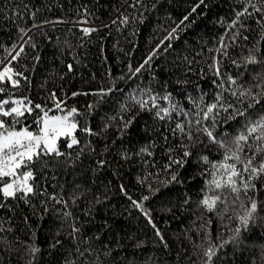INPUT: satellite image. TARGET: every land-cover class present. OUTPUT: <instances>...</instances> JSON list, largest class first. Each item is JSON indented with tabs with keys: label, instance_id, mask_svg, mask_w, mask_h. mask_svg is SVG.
Wrapping results in <instances>:
<instances>
[{
	"label": "trees",
	"instance_id": "trees-1",
	"mask_svg": "<svg viewBox=\"0 0 264 264\" xmlns=\"http://www.w3.org/2000/svg\"><path fill=\"white\" fill-rule=\"evenodd\" d=\"M251 4L262 11L233 25ZM261 17L264 0H0V72L10 68L19 81L0 82V101H8L5 110L20 101L24 112L0 119L38 133L45 112L75 108L79 141L69 148L71 137H60L63 155L32 166L33 194L0 193V264H205L209 243L217 247L212 264H264V177L247 193L258 208L245 229L232 212L243 214L239 204L250 203L244 193L233 205L227 189L211 191V163L222 161L225 149L202 131L234 147L246 117L264 114V99L249 108L251 96H239L248 88L264 92ZM252 55L255 64L247 63ZM218 95L234 107L214 110L213 128L203 117ZM245 109V116L236 111ZM249 143L242 155H252L257 142ZM173 159L183 167H168ZM220 192L228 202L207 211L205 195ZM237 227L241 243L225 244Z\"/></svg>",
	"mask_w": 264,
	"mask_h": 264
},
{
	"label": "snow or ice",
	"instance_id": "snow-or-ice-1",
	"mask_svg": "<svg viewBox=\"0 0 264 264\" xmlns=\"http://www.w3.org/2000/svg\"><path fill=\"white\" fill-rule=\"evenodd\" d=\"M204 0H200V3H203ZM248 3H251V0H247ZM199 6V5H197ZM253 9L252 12L248 11V8H244L242 11L236 13V20L233 21V25L240 21V17L248 16L251 17L255 12H260L262 9L256 7L255 4H251ZM195 11V9H193ZM186 20L187 17H184ZM264 20V17H261ZM126 22V21H125ZM258 23L260 21H257ZM183 23V21H181ZM179 27V25L177 26ZM264 28V24L261 25ZM90 31H95V29H84V32L87 34ZM176 29L172 30L174 33ZM172 33H169V36L166 39L172 38ZM247 39V37H245ZM20 51H23L21 48ZM20 52L16 53V56H19ZM155 52L152 55H149L147 59H145L144 63L140 65V67L135 69V72H140V70L144 67L145 64H149L152 60ZM16 56H13V60L16 59ZM257 59L254 55L249 56L247 58V63L255 64L257 63ZM69 70H71V65H69ZM12 72V69L5 68L3 72H0V82L5 81L6 79L11 81L13 86H17L19 84L18 80H14L12 75L9 73ZM217 74H219V69H217ZM16 75H22L21 73H16ZM235 83V81H232ZM258 86V85H257ZM3 89H0L2 92ZM108 91H111L109 89ZM74 95H76L74 93ZM101 97L106 95L105 92L101 91L99 93ZM236 95V93H233ZM240 97L251 96V103H249L248 107L253 108L255 105L260 104L261 99H264V92H258L253 94L251 88L242 89L239 93ZM259 97V98H258ZM153 101V106H155L156 97L151 98ZM164 99H169V97H164ZM8 101H0V116L8 117L15 116L20 117L23 116L24 112L22 109V102L16 101V107H11L8 110H5L4 105L7 104ZM140 106L144 108L147 105V101L141 100L138 101ZM36 108H40V105H35ZM91 107V106H90ZM222 108L224 111H228L229 108H233L234 105L228 103L227 106L223 103L222 95H218L216 98V102L207 106V111L204 113V119H211L213 121V128L215 126L216 116L219 115L216 112L215 115L214 110L217 108ZM57 108H60V102H57ZM175 108V105H173ZM31 111V109H27ZM165 115L168 114L167 109H161ZM240 116H245L247 109L244 111L236 110ZM77 110L75 108L71 109L67 115L57 117L52 116L49 117L47 112L44 113V116L41 118L42 127L38 130V133H33L28 131L27 129H23L21 131H16L11 125H8L5 120L0 119V181H3L5 177H12L10 182H4L3 187H0V193L4 197L9 198H17V193H23L20 196V199H23L34 192V186L30 181L34 180V175L32 166L36 163L47 164V161H42L41 157L46 155H55L61 156L63 153L59 151L56 146V141L60 136H69L71 137V142L67 145L69 148L77 145L79 141L73 135L75 130L77 129V122L75 121V114ZM159 115V112L157 113ZM72 118L71 120L69 118ZM231 119H235V116H230ZM163 119V117H161ZM16 122H19L18 120ZM132 121H128L125 124L127 128ZM197 124L200 123L199 120L196 121ZM181 131L184 129L177 125ZM82 131L93 134L91 129L88 127H84L81 129ZM202 131L209 137V139L218 144L219 147L225 149L224 158L222 161L217 163H211L208 161L207 157H202V159L206 163H211V167L215 170L211 173L212 179L209 181V185L211 186V191L216 193V190L227 189L233 196L234 199L232 204L235 205L236 201H241V192L244 193V196L247 197V193L249 190H254L256 185L253 181L264 177V114H261L258 118L252 119L251 114L246 117V122L244 125V130L241 131L238 135H236L231 140V145L225 143L223 140H218L217 137L213 134V131L209 128L205 127ZM191 137H189L190 139ZM250 139L255 140L257 144L255 145L252 155H242L245 153L246 149H251L253 146L249 143ZM257 154H259V163L256 162ZM184 157H188L191 153L187 150L183 153ZM229 161H232L229 163ZM185 161L183 159H173L170 161L168 167H171L172 164H179L183 167ZM26 169L25 171H20V169ZM244 173H248L247 178H245ZM172 180H176V175H172ZM123 191V187L121 188ZM148 196H144L143 200H148ZM250 201L247 207H245L244 203L241 202L239 207L244 208L243 214L236 212V208H232V212L236 213V218L238 219L240 225H242L245 229L248 228L250 222L254 220L255 214L257 213L258 204L255 199L252 197H247ZM187 202V201H185ZM228 202V197L220 192L218 194H214L211 196L205 195L204 199L201 201V204L206 208L209 212H215L218 210V205H223ZM132 203L137 208H143L142 203H138L136 201H132ZM3 205H0L2 207ZM222 211H227V209H223ZM145 215L148 216L149 213L145 212ZM149 223H152L151 219H149ZM153 228H155V224H152ZM78 231V230H75ZM159 231L157 230V235H159ZM241 228L237 227L233 230V235L230 238V241H225L224 243H232L233 245H237L241 243L240 240ZM224 245H219V248H223ZM33 252L39 251V249H32ZM217 255V247L212 243H209V247L204 251V256L207 258L205 264H212L213 257Z\"/></svg>",
	"mask_w": 264,
	"mask_h": 264
},
{
	"label": "rangeland",
	"instance_id": "rangeland-1",
	"mask_svg": "<svg viewBox=\"0 0 264 264\" xmlns=\"http://www.w3.org/2000/svg\"><path fill=\"white\" fill-rule=\"evenodd\" d=\"M65 115H67V114H48V116L49 117H52V116H57V117H61V116H65ZM70 120H71V118H69ZM43 125H42V123H41V127H42ZM23 129H27V128H23ZM23 129H19V130H16V131H21V130H23ZM28 130V129H27ZM28 131H30V130H28ZM32 132V131H31ZM60 137H62V136H60ZM59 137V138H60ZM59 138L57 139V141H56V146H57V148H58V140H59ZM70 142H71V139H70Z\"/></svg>",
	"mask_w": 264,
	"mask_h": 264
}]
</instances>
